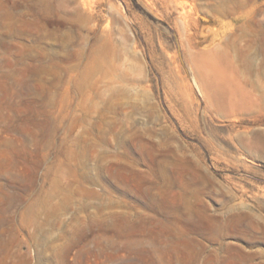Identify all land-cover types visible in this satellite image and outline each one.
I'll list each match as a JSON object with an SVG mask.
<instances>
[{
	"label": "rangeland",
	"instance_id": "374dc122",
	"mask_svg": "<svg viewBox=\"0 0 264 264\" xmlns=\"http://www.w3.org/2000/svg\"><path fill=\"white\" fill-rule=\"evenodd\" d=\"M0 264H264V0H0Z\"/></svg>",
	"mask_w": 264,
	"mask_h": 264
},
{
	"label": "bare ground",
	"instance_id": "6f19581e",
	"mask_svg": "<svg viewBox=\"0 0 264 264\" xmlns=\"http://www.w3.org/2000/svg\"><path fill=\"white\" fill-rule=\"evenodd\" d=\"M236 87H237V86H236ZM232 91H233V90H231V89L229 90V92H231V93H232ZM235 92H237V91H235ZM231 101H232V100H231ZM232 102H233V101H232Z\"/></svg>",
	"mask_w": 264,
	"mask_h": 264
}]
</instances>
